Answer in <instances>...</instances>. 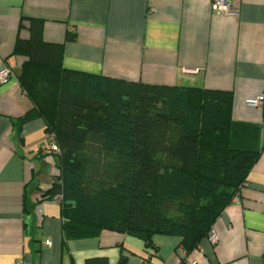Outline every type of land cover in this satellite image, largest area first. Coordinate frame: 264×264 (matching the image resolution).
Wrapping results in <instances>:
<instances>
[{"label": "crops", "instance_id": "crops-1", "mask_svg": "<svg viewBox=\"0 0 264 264\" xmlns=\"http://www.w3.org/2000/svg\"><path fill=\"white\" fill-rule=\"evenodd\" d=\"M212 2L0 0V69L13 73L0 84V264H84L93 257L179 264L183 249L178 237L154 235L151 251L139 238L107 230L64 242L61 207L43 199L50 181L39 176L44 163L47 174L55 172L38 155L45 123L18 125L33 102L17 79L27 57L14 48L17 38L28 37L31 19L43 21V41L62 45L65 69L231 93V120L259 128L261 153L209 233L185 252L186 262L264 264V0H236L232 14L217 13ZM258 97L260 107L246 104Z\"/></svg>", "mask_w": 264, "mask_h": 264}, {"label": "trees", "instance_id": "trees-1", "mask_svg": "<svg viewBox=\"0 0 264 264\" xmlns=\"http://www.w3.org/2000/svg\"><path fill=\"white\" fill-rule=\"evenodd\" d=\"M42 27L31 19L15 43L27 57L17 79L33 102L18 125L41 118L52 135L38 155L57 160L43 199L62 197L64 242L107 230L151 251L154 235L196 248L259 158V128L232 122L230 92L65 69L62 45L43 41Z\"/></svg>", "mask_w": 264, "mask_h": 264}, {"label": "built area", "instance_id": "built-area-1", "mask_svg": "<svg viewBox=\"0 0 264 264\" xmlns=\"http://www.w3.org/2000/svg\"><path fill=\"white\" fill-rule=\"evenodd\" d=\"M236 0H213L212 2V8L214 11L217 13H224V14H232L234 13L233 5ZM198 71L195 70V73ZM13 76V73L11 72L10 68L8 66H5L0 69V84H5L7 83L11 77ZM246 104L252 107H260L262 105V97H258L255 99H250L246 101ZM52 139V135H46L45 136V141L40 143L39 148L42 152L48 151V146H47V140L50 141ZM51 151L55 152L58 149L55 146H50ZM54 202L57 204H61L62 202V197L60 195H56L54 197ZM211 241L213 244L217 242V238L212 235L211 236ZM50 240H45V245L50 246ZM177 255L180 258V263L179 264H187V257L185 255V251L183 249H178L177 250ZM22 264V263H20ZM140 264H149V259L148 257L140 259Z\"/></svg>", "mask_w": 264, "mask_h": 264}, {"label": "rangeland", "instance_id": "rangeland-1", "mask_svg": "<svg viewBox=\"0 0 264 264\" xmlns=\"http://www.w3.org/2000/svg\"><path fill=\"white\" fill-rule=\"evenodd\" d=\"M49 160L51 161L50 162V166L55 170V173H53L52 175H51V173L47 174V172H46V164L44 163L43 164V168L41 170V174L39 176H40V179H42L44 181L48 180L51 183V181L53 179V175L54 176H58V173L56 172V166H55L57 164V160L56 159H49ZM54 197L55 196H53V198L48 199V200H52L54 202Z\"/></svg>", "mask_w": 264, "mask_h": 264}]
</instances>
